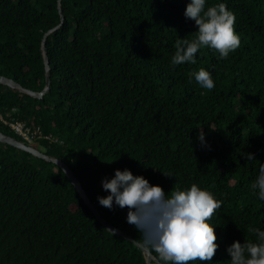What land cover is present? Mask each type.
<instances>
[{
    "label": "trees",
    "instance_id": "1",
    "mask_svg": "<svg viewBox=\"0 0 264 264\" xmlns=\"http://www.w3.org/2000/svg\"><path fill=\"white\" fill-rule=\"evenodd\" d=\"M60 2L64 23L46 40L51 91L39 98L0 84V114L40 127L31 146L65 161L102 216L142 244L127 208L99 204L103 178L128 169L165 194L192 184L211 192L223 202L208 221L218 249L197 264H230L227 246L255 241L249 227L264 230V200L251 188L264 164V0H206L234 13L240 47L227 58L202 48L195 64L175 67L176 41L197 30L184 16L190 0H0V75L45 87L43 40L61 22ZM201 68L214 89L196 82ZM0 131L23 139L2 120ZM0 264L148 263L60 166L0 142Z\"/></svg>",
    "mask_w": 264,
    "mask_h": 264
},
{
    "label": "clouds",
    "instance_id": "2",
    "mask_svg": "<svg viewBox=\"0 0 264 264\" xmlns=\"http://www.w3.org/2000/svg\"><path fill=\"white\" fill-rule=\"evenodd\" d=\"M205 4L206 0H190L186 5L184 16L194 21L197 30L192 40L176 41V51L171 58L173 67L195 64V56L202 48L214 49L221 58H227L240 47L241 40L234 29V13L225 3L207 8ZM193 75L203 89L215 88L211 74L205 69ZM198 140L202 145L205 143L203 131L198 133ZM244 155L248 161L255 160L251 153ZM101 183L108 194L97 197L99 204L109 210L114 204L128 209L126 222L141 234L144 246L156 254L154 264H197L213 260L218 249L217 236L208 221L223 202L211 192L192 184L187 190L165 194L161 186L150 184L142 175H133L128 169L114 170V176L103 178ZM251 188L258 190V198L264 200V164L259 165ZM107 230L116 235V230ZM247 231L255 235V241H233L227 246L230 264H264V230L249 227Z\"/></svg>",
    "mask_w": 264,
    "mask_h": 264
},
{
    "label": "water",
    "instance_id": "3",
    "mask_svg": "<svg viewBox=\"0 0 264 264\" xmlns=\"http://www.w3.org/2000/svg\"><path fill=\"white\" fill-rule=\"evenodd\" d=\"M59 7H60V12H61V22L58 23L53 28H51L50 30H48L45 33L44 40H43V50H44V56H45L46 77H47L45 87L42 90H40V91L34 90V89H31L29 87L24 86L23 84L18 82L13 77H8V76H5V75H0V84H4V85H7V86L15 87V88H17L20 91H24L26 93L31 94L32 96L39 97V98H42L45 94H47L48 92L51 91L52 70H51V62H50L49 54H48V51H47V48H46V40H47V38H48V36H49V34L51 32H53L56 29L60 28L62 26V24L64 23L65 15L63 14V9H62V6H61V2L59 4ZM0 142L7 143L9 145H12L13 147L15 146L17 148L25 150V152L31 153L35 157L44 159V160H46L48 162L55 163L58 166H60L64 170V172L66 173L68 178L72 181V183L75 186L77 192L84 199L85 203L92 209V211L95 214V216L97 217V219L107 229L116 230V235H118V236H120L122 238H125V239L135 243L137 246L141 247L142 250L144 251L145 255H146L147 263L148 264H152L153 263L155 255L151 251H149L148 248H146L141 242H138L133 236L129 235L127 232H125L121 228H119V227L115 226L114 224L108 222L102 216L101 212L98 210V208L96 207L95 203L91 200V197L89 196L87 191L84 189L83 184L80 181V179L77 177V175L75 174L73 169L65 161H63V160H61L59 158L50 156L46 152L41 151V150L37 149L36 147L30 146L29 144L23 142L19 138L15 137V136L13 137V136L7 135V134H5V133H3L1 131H0Z\"/></svg>",
    "mask_w": 264,
    "mask_h": 264
},
{
    "label": "built area",
    "instance_id": "4",
    "mask_svg": "<svg viewBox=\"0 0 264 264\" xmlns=\"http://www.w3.org/2000/svg\"><path fill=\"white\" fill-rule=\"evenodd\" d=\"M0 120H2L5 124H7L11 129H14V131L21 135L23 138V141L31 145L35 138H40L42 136V129L40 127H36L35 129H32L31 127L27 126V124L24 121L21 120H8L5 119L3 114H0ZM49 138V136H47Z\"/></svg>",
    "mask_w": 264,
    "mask_h": 264
},
{
    "label": "bare ground",
    "instance_id": "5",
    "mask_svg": "<svg viewBox=\"0 0 264 264\" xmlns=\"http://www.w3.org/2000/svg\"><path fill=\"white\" fill-rule=\"evenodd\" d=\"M15 79V78H14ZM17 80V79H16ZM19 82V81H18ZM15 88V87H14ZM85 107H87V106H85ZM82 108H83V105H82ZM89 125V124H88ZM92 127H94V126H92ZM89 128V127H88ZM95 128V127H94ZM91 129V128H90ZM97 130V129H96ZM99 132V131H98ZM111 133H112V131H111ZM96 134H97V132H96ZM101 134V133H100ZM96 136V135H95ZM99 137V136H98ZM98 137H97V139H98ZM101 138V137H100ZM114 138V137H113ZM117 138V137H116ZM120 139H122V138H120ZM114 140V139H113ZM109 141V140H108ZM119 141V140H118ZM123 141V140H122ZM113 142V141H112ZM108 143H110V141L108 142ZM121 143V142H120ZM119 143V144H120ZM123 143V142H122ZM118 144V143H117ZM118 144V145H119ZM113 145V144H112ZM112 147V146H111ZM116 147V146H115ZM38 149V148H37ZM40 150V149H39ZM42 151V150H41ZM182 189V188H181ZM183 189H184V187H183Z\"/></svg>",
    "mask_w": 264,
    "mask_h": 264
},
{
    "label": "rangeland",
    "instance_id": "6",
    "mask_svg": "<svg viewBox=\"0 0 264 264\" xmlns=\"http://www.w3.org/2000/svg\"><path fill=\"white\" fill-rule=\"evenodd\" d=\"M20 140H22V139H20ZM22 141H23V140H22ZM23 142H24V141H23ZM40 149H41L42 151L45 150V148H42V147H41Z\"/></svg>",
    "mask_w": 264,
    "mask_h": 264
}]
</instances>
